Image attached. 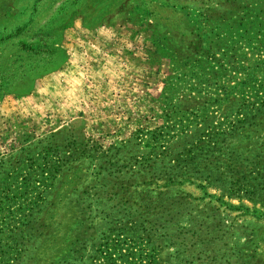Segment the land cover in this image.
Masks as SVG:
<instances>
[{
    "label": "rangeland",
    "instance_id": "obj_1",
    "mask_svg": "<svg viewBox=\"0 0 264 264\" xmlns=\"http://www.w3.org/2000/svg\"><path fill=\"white\" fill-rule=\"evenodd\" d=\"M0 264H264V0H0Z\"/></svg>",
    "mask_w": 264,
    "mask_h": 264
},
{
    "label": "crops",
    "instance_id": "obj_2",
    "mask_svg": "<svg viewBox=\"0 0 264 264\" xmlns=\"http://www.w3.org/2000/svg\"><path fill=\"white\" fill-rule=\"evenodd\" d=\"M88 93H90V91H88ZM116 97H118V96H116ZM116 97H114V96H109L108 94H106L105 96H103V97H100V99H98V101L97 102H100V103H102V104H104V103H106L107 105H108V107H107V112L105 113V114H107V115H109V110H110V104L111 103H115L116 102V100H118ZM87 98H89L88 96H87ZM119 99H121V97H118ZM92 99L94 100V97H92ZM89 100H90V98L87 100L86 99V101L87 102H89ZM127 100H128V98H127ZM78 101L76 100V101H74V100H72V99H70V103H77Z\"/></svg>",
    "mask_w": 264,
    "mask_h": 264
}]
</instances>
